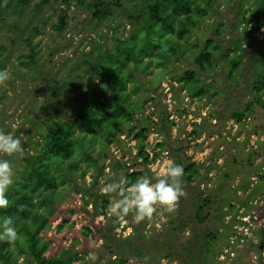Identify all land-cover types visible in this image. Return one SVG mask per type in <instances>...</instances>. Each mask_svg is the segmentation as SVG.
I'll list each match as a JSON object with an SVG mask.
<instances>
[{
  "label": "rangeland",
  "instance_id": "obj_1",
  "mask_svg": "<svg viewBox=\"0 0 264 264\" xmlns=\"http://www.w3.org/2000/svg\"><path fill=\"white\" fill-rule=\"evenodd\" d=\"M38 1L30 0L27 7L12 2L1 11L0 71L7 70L10 79L0 85V130L21 139L22 152L33 153L44 122L54 124L55 115L68 116L65 101L69 105L80 91L92 90L95 75L104 74L106 67L126 86L107 90L100 100L108 108L117 95L132 116L131 121L119 118L121 132L113 128L111 135L104 130L76 133L72 159L51 163L58 188L41 197L55 210L48 230L41 233L47 255L72 247L86 251L73 264H92L88 245L95 243V264H264V93L258 102L250 90L264 66V0H194L205 16L175 18V32L167 37L148 28L151 0H83L84 6L110 4L102 21L92 19L86 8L78 12L81 8L60 5L68 19L61 35L51 27L59 11L37 10ZM184 27L188 33L178 38ZM208 39L213 40L211 64L197 76L199 82L187 85L180 78L186 70L197 71L194 59ZM125 40L139 63L120 64L126 53H119L118 46ZM112 56L118 62L111 61ZM234 61L238 65L230 73ZM48 98H57L51 100L50 115L45 108ZM247 105L252 107L241 122L230 117ZM136 126L150 128L141 143L133 139L131 128ZM167 160L190 166L189 182L182 179L186 195L174 213L157 214L139 224L131 213L123 219L109 214L114 197L100 191L101 181L132 172L154 181ZM92 193L100 194V200L106 196V207L91 224L83 206L92 210V204L86 205ZM205 198L210 201L208 216L198 225L191 217ZM94 226L100 229L98 235ZM85 227L91 232L86 236L81 232ZM208 233L215 239L205 247ZM109 242L117 243L111 251L119 256L104 248ZM198 251L205 254L201 261ZM23 263L20 258L18 264Z\"/></svg>",
  "mask_w": 264,
  "mask_h": 264
},
{
  "label": "trees",
  "instance_id": "obj_2",
  "mask_svg": "<svg viewBox=\"0 0 264 264\" xmlns=\"http://www.w3.org/2000/svg\"><path fill=\"white\" fill-rule=\"evenodd\" d=\"M12 2H15V4H12L13 6L27 7L30 0H0V24L4 22L1 11L6 7L8 8ZM84 2L83 0H39L34 7L37 10L45 7L50 9L52 13L59 11L58 20L53 23L51 27L57 35H61L68 27L66 10L71 6L81 8L78 12H82L86 8L85 11L89 10L91 12V18L98 21L104 20L109 15L106 7L110 5L109 3L102 4L101 1H98L85 4L84 6ZM60 5L66 7V10L57 8ZM114 5L117 4L114 3ZM261 9L262 6L255 10L252 17H256ZM146 15L148 17L149 30L156 31L159 37H167L175 32V18L187 17V20H189L192 15L203 17L205 16V10L198 6L195 7L194 0H151V3L147 6ZM250 19L251 18L247 21ZM187 25L189 24L187 23ZM187 33L188 29L186 27L180 29L178 38L183 37ZM29 43L30 40L28 39V46L31 47ZM212 43L213 40L208 39L195 57L194 65L197 71L186 70L180 78L181 81H184L187 85H193L199 82L197 76L205 74L208 70V66L211 64L212 52L210 50V45ZM156 47L158 46L156 45ZM132 48L131 43L127 40L120 42L118 46L119 53H126V56L120 64L126 65L128 62H138V56L133 53ZM30 50L32 52L30 60L35 63L33 48L31 47ZM147 54L149 53L146 52V55ZM110 58L111 61L118 62L117 58L113 56ZM8 63H10V61L4 62V64ZM237 65V61L232 62L230 73L234 71ZM78 68L79 67H77V69ZM104 72V74L95 75L94 80H96V82L92 90H87V92L83 90L80 91L76 96L70 99L69 105H67L68 103L65 101V107L69 108L68 116L60 115V117H58V115H55L57 120L54 124L48 123V120L44 122L46 123L44 124L46 127L45 129L42 128L44 131H40L39 136H41V139L38 142V148L33 153L28 154V152H20L12 156L3 154V158L9 160L13 164L14 177L12 185L6 191L9 206L6 209H0V221L5 217H12L14 227L18 233V239L12 244L0 242V264H18L20 258L24 261L23 264H73L80 261L83 254L86 253V251L78 252L74 248L69 247L68 250H61L59 254L47 255L48 243L41 233H45L48 230V219L54 214L55 210L52 207L51 201H48L45 197L41 199V197L48 192H50V194L54 193L58 188V184L51 173V163L55 165L59 163L63 164V162L72 159L74 154L73 135L76 133L94 135L101 130L111 135L113 128L121 132L119 118H125L131 121L132 116L130 110L117 95L113 96V104L108 108H106L105 103L100 100L101 96L106 95L107 90L117 91L118 89H124L126 86L123 78L114 73L110 67H106ZM74 88L77 89L78 87ZM250 90L256 95V100L259 102L262 98L261 95L264 93V66L262 71L255 75L252 80ZM197 93L199 94V92ZM52 99L54 98H48V100H46L45 108L48 110V114L46 115H50L53 111L51 108ZM54 100H57V98ZM251 107V105H247L245 109L233 111L230 117L239 123ZM42 110L43 108L41 111ZM131 130L133 131V139L141 143L146 138L150 128L136 126L131 128ZM27 132L31 133L30 130H27ZM143 150L144 145L138 148L139 155L140 153L141 155L143 154ZM22 156L23 158H21ZM22 159H24L25 163L23 162L21 164L20 160ZM177 163L184 168L182 179L189 182L191 177L189 172L190 166H187L186 163L183 164L180 160H178ZM71 167L72 163L69 164L68 168ZM100 173H102V169H100ZM139 176H141L140 172H132L128 174L126 178L129 182H133ZM95 183L96 181L93 182V185ZM99 195L98 193L90 194L89 198L91 201L86 202V205L88 203L92 204L91 211L87 210L85 205L83 206V215L89 216L91 224L95 217L103 215L105 211L106 196L101 195L100 200ZM209 203L210 201L205 198L202 201L203 205L196 208L191 220H194L198 225L203 224L206 220L205 218L208 216V212L205 208ZM44 205L45 208L42 210L43 212H39ZM64 223L65 222H61L58 228L60 229ZM94 228L96 231L93 232L94 235H98L100 229L96 226H94ZM101 230L103 231V229ZM81 232L85 236L87 233H91L87 227L83 228ZM205 237L204 243L205 247H207L215 238L211 233L206 234ZM113 246H117V243L112 245V243L109 242L107 243V247L104 246V248H109V251H111ZM111 252H115L118 256L120 255L117 251ZM198 253L200 256L199 261L205 258V254H202L201 251H198ZM116 254L115 257H117ZM186 264L193 263L186 261Z\"/></svg>",
  "mask_w": 264,
  "mask_h": 264
},
{
  "label": "clouds",
  "instance_id": "obj_3",
  "mask_svg": "<svg viewBox=\"0 0 264 264\" xmlns=\"http://www.w3.org/2000/svg\"><path fill=\"white\" fill-rule=\"evenodd\" d=\"M10 79L7 70L0 71V85ZM21 139L11 133L0 130V154L12 156L22 152ZM184 168L171 160L165 161L155 173V180L142 176L134 182L127 178H113L110 182L101 181L100 191L113 196L108 204V212L117 219H123L130 213L133 220L139 224L152 220L154 215L174 213L179 201L186 195L182 177ZM13 164L7 159H0V209L9 206L6 191L13 183ZM18 239L12 217L0 221V242L12 244ZM87 259L95 264L98 260L95 243L88 245ZM149 257H144L147 262Z\"/></svg>",
  "mask_w": 264,
  "mask_h": 264
}]
</instances>
